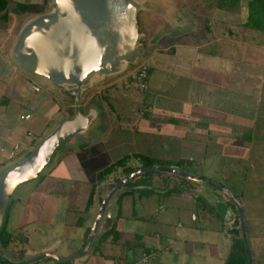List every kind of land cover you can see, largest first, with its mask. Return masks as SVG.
<instances>
[{
  "label": "crops",
  "instance_id": "1",
  "mask_svg": "<svg viewBox=\"0 0 264 264\" xmlns=\"http://www.w3.org/2000/svg\"><path fill=\"white\" fill-rule=\"evenodd\" d=\"M47 1L25 2L38 7ZM249 1L145 0L148 11L140 17L142 27L145 24L143 28L151 48L150 53L145 56L149 80L144 95L137 97V108L130 110L135 116L132 120L135 125L128 129L129 135H140L149 129L153 130L148 127V123L155 122L160 125L171 124L173 129L190 132L194 137H186V134L181 138L161 136L168 139V144L161 142V148L154 153L156 155L151 157L146 147L142 153L136 152L137 154L166 162L187 160V156L194 160V151L181 155L182 151L179 149L186 145L185 140L196 141L202 138V132L210 130L214 132L212 144L218 145L221 134L234 132V122L240 123L243 129L250 128L249 130H254L257 123L264 124V115L259 122L248 119L247 115V109H251L250 98L260 100L259 98L264 97V60L255 59L258 50H264V31L245 26ZM2 12L0 11L1 21L4 15ZM1 24L0 173L21 160L25 153H29L39 143L35 145V142L42 140L58 123L68 118L72 108L69 98L17 67L11 57L17 29L15 27L13 30L14 24L10 19ZM194 26H198L199 31H193ZM155 35H160L158 39L167 38L162 47L156 43L158 39L153 42ZM235 51L238 55H235ZM243 51L248 54L243 55ZM157 55H160L159 58ZM33 85L40 90L35 91ZM119 94L120 97L127 98L126 93ZM87 98L85 100L84 97V102L82 101L85 105L90 101ZM258 103L255 104L256 107L264 109V100ZM88 110H94V122L99 110L94 107ZM106 114L111 121L107 134H111L117 126L116 114L126 113L121 110L115 113L113 109L111 112L106 110ZM25 115H29V118H22ZM58 115L63 116V119H56ZM87 130L80 133L82 138L87 136ZM76 136L65 141V152L59 153L53 160V172L65 159L62 162L63 168L57 176L51 175V185L39 195L47 196L49 199L43 200L52 201L56 211L64 205L66 211L78 212L84 206V214L79 216L74 226L77 227L75 230L80 229L77 241L83 247L92 225L89 216L97 214L98 200L93 194L92 205L85 209L89 188L85 190L82 181H77V177L68 174L71 170H81L77 168L73 155L96 141L86 144L80 142L82 140L76 141ZM169 141H175V144H169ZM15 145H19V150L10 159L9 152ZM174 146L177 150L173 155ZM190 147L193 148L191 142ZM92 184L96 185V182L93 181ZM197 189L194 184L183 189L173 181H163L159 186L148 189V192H143V188L137 186L117 189L109 201L105 211L107 214L104 213L94 231L91 229L93 237L88 240L82 264H225L231 239L223 233L222 228L224 225H233L235 216L228 209V222L221 224L220 229L210 227L209 214L202 216L198 213L200 188ZM95 190L96 186L94 193ZM17 204L22 207L19 201ZM20 211L22 209L18 208L19 213ZM7 223L5 232L10 240H15L14 236L19 235L21 240L29 242L28 233H24L27 223H16L15 214L9 216ZM60 224L54 230L55 238L50 244L47 245L46 239H43L44 245L39 249L29 250L27 258L44 252L54 253L62 244L67 253L58 256L67 258V255L77 253L72 252L68 246L69 238L75 231L67 230ZM42 225L46 228L47 221ZM43 234L48 236L46 230ZM94 236H98L97 240ZM0 246L6 247L2 252L9 251L2 242ZM144 253L149 255L147 261H141ZM74 257L73 255L72 258ZM13 258L15 259H7L11 262L21 260L16 255ZM56 263L59 264L58 261Z\"/></svg>",
  "mask_w": 264,
  "mask_h": 264
},
{
  "label": "rangeland",
  "instance_id": "2",
  "mask_svg": "<svg viewBox=\"0 0 264 264\" xmlns=\"http://www.w3.org/2000/svg\"><path fill=\"white\" fill-rule=\"evenodd\" d=\"M25 1L26 0H5V9L2 10L3 12L1 11L2 14H4L3 20L1 21L0 19L1 27V23H5L6 20L9 21L10 19L11 23L14 24L13 30H15V27L18 30L21 23L27 17L33 15L35 12L41 13L47 11L51 2V0H48L45 4L38 7L36 6L31 10L24 11L20 8L19 4L35 6L33 3H27ZM8 6L9 8H7ZM143 22L146 23L145 20ZM144 25L145 24H143V27ZM194 27L193 31H199L198 26ZM160 35L162 36V34ZM160 35H155L153 42H156L158 36ZM166 39L167 38L165 37L162 40L159 37L156 43L159 47H162L163 42ZM150 51L151 48L149 39L147 38L145 55L137 64L130 67L124 73L116 77H112L104 83L93 87L85 96V100L87 97V99L90 100L88 101L89 103H86L85 105L83 103L84 101L81 102L80 108L82 111H85L87 106L90 105L91 107L99 110V115L87 130V136L85 135L86 137L82 138V134H80L76 136L75 140H82L80 142H84L86 144L90 141H96V143L86 148L82 145L81 147H83L84 150L80 151L76 155H73L77 161V168H80L82 171L71 170L68 175L77 177V181H82L86 185H84L85 190H87V187L89 188L88 197L91 190L94 189V184H92V182H96L97 173L121 157L136 152L142 153V150L146 148L147 152L149 151L148 153L152 157L156 155L154 153L161 148V144L163 142L168 144V139L162 138L165 135L166 137L172 136L179 138L180 136L181 138V136H185L186 134V137H194V135L190 132H184L175 128L174 130L171 124L160 125L158 123L155 124V122L148 123V127L153 128V130L149 129L148 132L145 131L140 135H134V133L129 135L130 131H128V129H131V126L135 125L133 124L134 121H132L135 116L130 110L137 108V104L135 103L138 102L137 97L144 95L145 90L147 89V87L145 89L140 88L138 82L132 79L131 75L143 65L148 67V64L145 61V56H147ZM243 52V55L248 54L246 51ZM238 53L242 54V52ZM235 55H238L236 51ZM159 56L157 55V58H159ZM255 59L264 60L263 49L258 50V53L255 55ZM38 81L41 83L45 82L41 78H38ZM122 92L127 94V98L120 97L119 93ZM261 98H259L260 100L257 98H250L251 109H247L248 119L255 122H259L258 120L264 115V109L257 108L255 105L256 103L259 104L258 102L261 103L262 99L264 100V97L262 99ZM142 101L143 99L141 100V105ZM113 109L115 110V113L121 110L126 114H116L118 117V121L116 123L117 126H115V130L111 134H107L111 121H109V116L106 114V110L111 112ZM69 111L71 114V110ZM56 119L61 120L63 119V116L61 117V115H58L56 116ZM233 126L235 129L234 132H227L228 135L224 133L221 134V141L218 145L212 144L214 132L210 130L202 132L201 139H197L196 141L185 140L186 145L183 147L181 146L179 149L182 151L181 155H184V152L185 154H189L191 151H194V160H191L192 158L187 156L185 158L187 160H181L179 162L163 161V163L166 164L163 167L176 169L197 178L201 177L203 178L202 181L196 180L197 182L195 183V179L193 178L182 177L180 174L163 170L151 173L150 182L147 185L143 183L146 178L144 176H139L129 180L128 186H137L143 188V192H148V189H151L154 186H159L163 181H167L168 183L173 181L175 185L181 186L183 189H188L193 184L196 185V189L200 188L198 195L199 198L197 199L198 213L202 216H207V214H209L208 219L210 227H218L220 229L221 224L227 223V217L229 215L228 211H231L234 214L235 219L236 217L240 219V214L242 213L245 239L249 248L248 263L264 264V124L257 123V125L253 127L254 130H249L250 128L245 127L243 129L241 124L236 122H234ZM106 134L108 136L105 137ZM39 141L40 140L35 142V145ZM66 142H62L55 149L49 163L35 179L21 184L11 196L5 209L3 225L0 228V242H4L5 246L9 249L8 252L4 253L2 251H5L4 249H6V247L3 246L1 248L0 246V254L3 256L13 260L15 259L13 256L16 255L17 258L21 257L19 262L26 261L37 256L38 254L34 256L30 255V257L27 258V252L29 250L39 249L43 246V239H46L45 243L47 245L50 244V242L55 238L54 230L57 226H59V223H61V227H64L67 230L71 229L72 231H75L69 238L70 241L68 246L71 247L70 249H72V252H77L73 254L75 256L74 258H72L73 255H67V258L63 257V259H70L71 261L69 260L68 264L83 263L84 259L82 258L84 253L87 252L85 250L88 246V240L93 237L91 229L94 225L97 214L89 216V219L92 220V225L85 238L86 245L82 247V243L77 241L79 239L77 234L80 232V229L75 230L77 227L75 228L74 226L79 216L84 214V206L80 207L78 212L71 210L66 211L64 209V205L60 206L58 211H56L52 201L43 200L48 198L47 196L44 197L39 195L42 194L49 185H51V175L57 176L58 172L62 170V162L65 159L60 162L54 172L53 160L58 157L59 153L65 152L63 150L65 144H67ZM190 142L193 143V148L190 147ZM157 143H159L160 146L157 145ZM171 143L175 144V141H169V144ZM172 148V154L174 155V152L177 149H175V146ZM27 154L28 152L25 153L24 156ZM66 158L68 157L66 156ZM97 169L98 171H95ZM85 182H89V184H86ZM108 184L109 183L96 185L94 194L96 201L98 200V205H100L102 199L110 190ZM211 184L221 186L224 190L228 191L233 198H231L226 191L213 187ZM18 201L22 207H19L17 204ZM225 201L228 203L225 204ZM18 208L22 209L20 213L18 212ZM12 214L16 215V223L23 222L28 224L24 228V233H28L29 242L21 240L22 238L19 235H15V240L12 238V241L10 240L8 233L5 232L8 225V218ZM106 214L107 213H105V215ZM45 221H47V226L46 228H43L42 223ZM224 226L225 227L222 228L224 229L223 233L231 239L232 244V235L229 233V230L233 227V225ZM1 230L3 232H1ZM42 230H46V233L48 232V236L43 234ZM94 237L97 240L98 236ZM63 253H67L64 244H62L59 249L54 252L57 256ZM58 257L59 259L62 258L61 256ZM46 258L47 259L43 258L29 264H57L56 261L59 262L62 260H58L54 257Z\"/></svg>",
  "mask_w": 264,
  "mask_h": 264
},
{
  "label": "water",
  "instance_id": "3",
  "mask_svg": "<svg viewBox=\"0 0 264 264\" xmlns=\"http://www.w3.org/2000/svg\"><path fill=\"white\" fill-rule=\"evenodd\" d=\"M147 11L145 0H51L47 11L33 14L21 23L11 47L13 62L69 98L72 108L70 116L24 158L0 173V228L17 187L35 179L62 142L92 124L94 110H88L92 107L88 105L85 111L80 108L86 94L124 73L145 55L147 35L140 16ZM162 169L199 179L169 167ZM116 190L112 187L102 199L92 231L98 227ZM240 222L245 236L242 213ZM46 257L59 259L54 253L45 252L26 261L11 262L0 254V263L29 264Z\"/></svg>",
  "mask_w": 264,
  "mask_h": 264
},
{
  "label": "trees",
  "instance_id": "4",
  "mask_svg": "<svg viewBox=\"0 0 264 264\" xmlns=\"http://www.w3.org/2000/svg\"><path fill=\"white\" fill-rule=\"evenodd\" d=\"M5 5H6L5 0H0V11L5 9ZM19 6L24 11L31 10L36 7L33 5H25V4L23 5L19 4ZM245 26L260 31H264V0L249 1L248 17L245 22ZM164 165L166 164L163 163V161L150 158L142 154H137V153L128 154L116 160L112 164L108 165L103 170L99 171L97 173L96 185L109 183L108 185L110 189L112 187H116L117 189H120L122 187H129L128 186L129 180L133 178H137L139 176H144L146 178L143 183L147 185L150 182L149 180L151 173L156 171H163L164 169L162 168ZM182 177L188 178L189 176L182 175ZM195 180L202 181L203 178L200 177L199 179H195ZM96 185H94V189ZM212 186L218 189H223L219 185L218 186L212 185ZM94 189L91 190L90 195L86 201V209H88L93 203ZM243 229H244V222H243ZM1 232L3 231L1 230ZM229 233H231L232 235V244H231L230 252L226 258L225 264H249L248 263L249 248L245 236H243V230L240 219H238L237 217L234 221L233 227L229 230ZM2 244L5 245L4 242H2ZM60 259L62 260L59 261V264H68V261L70 260V259L64 260L63 258Z\"/></svg>",
  "mask_w": 264,
  "mask_h": 264
},
{
  "label": "built area",
  "instance_id": "5",
  "mask_svg": "<svg viewBox=\"0 0 264 264\" xmlns=\"http://www.w3.org/2000/svg\"><path fill=\"white\" fill-rule=\"evenodd\" d=\"M132 79L138 82L140 88L145 89L147 87V81L149 77L148 67L146 65L141 66L135 73L131 75ZM35 91H39L40 88L36 85H33ZM22 118H29V115H25ZM19 150V145H15L13 149L9 152V158L13 159ZM149 255L144 253L141 257V261H147Z\"/></svg>",
  "mask_w": 264,
  "mask_h": 264
}]
</instances>
